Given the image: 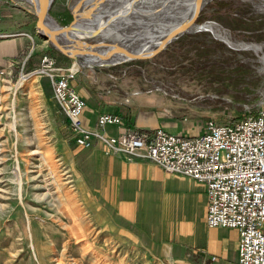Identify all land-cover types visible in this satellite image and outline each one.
I'll return each mask as SVG.
<instances>
[{"label": "rangeland", "instance_id": "374dc122", "mask_svg": "<svg viewBox=\"0 0 264 264\" xmlns=\"http://www.w3.org/2000/svg\"><path fill=\"white\" fill-rule=\"evenodd\" d=\"M159 1L153 5L164 0ZM224 2L229 4L220 11L211 7L217 3L200 8L189 31L150 58L84 73L97 80L100 72L115 71L110 76L117 80L107 77L105 87L113 81L122 100L136 94L145 105L181 121L184 134L199 131L210 119L231 122L255 114L264 107V71L258 60L264 49L258 54L231 46L216 32L264 45V0ZM71 3L53 0L49 15L57 24L72 20ZM34 46L38 50L29 51L37 53L32 69L20 54L10 71L0 70V264H180L148 253V239L130 238L102 204L78 165L80 153L52 83L37 71L43 55L55 57L59 67L73 61L46 53L45 39L37 38ZM75 65L77 89L82 83Z\"/></svg>", "mask_w": 264, "mask_h": 264}, {"label": "crops", "instance_id": "0c3cea01", "mask_svg": "<svg viewBox=\"0 0 264 264\" xmlns=\"http://www.w3.org/2000/svg\"><path fill=\"white\" fill-rule=\"evenodd\" d=\"M35 22L36 16L26 3L0 2V70L10 71L20 54L23 60L32 56L26 68L34 67L37 53L29 51L32 48L37 51L35 40L42 38ZM73 66L76 69L75 63ZM79 74L77 79L82 87L76 90L85 100L82 113L85 127L93 128L98 114L107 112L123 118V126L109 125L107 134H119L128 127H161L178 133L186 130L181 121H174L168 114L145 105L136 94L120 99L112 88L113 81L107 87L102 83L109 80L107 77L117 80L107 72H100L102 77L97 80L90 74ZM97 81L101 85H93ZM72 83L76 88V78ZM77 152L80 153L78 165L102 204L115 214L116 221L130 238L148 239V253L180 264H238V230L208 227L205 223L203 184L181 174L164 172L144 152L132 155L113 152L110 145L99 139H94L89 148L78 147Z\"/></svg>", "mask_w": 264, "mask_h": 264}, {"label": "built area", "instance_id": "2783aa9c", "mask_svg": "<svg viewBox=\"0 0 264 264\" xmlns=\"http://www.w3.org/2000/svg\"><path fill=\"white\" fill-rule=\"evenodd\" d=\"M38 67L52 83L76 146L89 148L99 139L113 152H144L164 172L203 184L206 225L238 230V264H264V107L231 122L210 119L193 134L136 127L107 134L106 127L123 126V118L102 112L93 128L83 125L85 101L72 83L77 69L59 67L48 55L41 56Z\"/></svg>", "mask_w": 264, "mask_h": 264}, {"label": "water", "instance_id": "95a60500", "mask_svg": "<svg viewBox=\"0 0 264 264\" xmlns=\"http://www.w3.org/2000/svg\"><path fill=\"white\" fill-rule=\"evenodd\" d=\"M22 1L32 7L31 12L36 16L37 32L47 41L49 47L69 57L73 63L78 65V70L84 73L86 71L95 72L126 60L142 61L150 58L168 42L180 34L188 32L192 27L177 29L178 22L185 18L184 14L190 2H197L202 10L208 4L223 0H168L164 4L163 11H153L151 15L134 22L133 32L127 35L123 34L118 39H114V34H111L109 29H107L109 35L105 34L102 39L98 37L101 31L97 29L84 30L78 25L73 11H71L73 18L66 25H59L54 19H52L54 23L50 22L48 19L50 17L49 9L53 0ZM96 8L93 10H98L100 7L96 6ZM93 10H89L87 15L92 16ZM115 16L113 15V17ZM85 17L87 16L83 18ZM196 17L197 15L193 19L194 22ZM195 27L200 29L203 25ZM95 40L97 43L93 42ZM94 44L96 45L94 46ZM136 47L139 49H133ZM111 54L120 55L122 59L112 63H99V60L109 57Z\"/></svg>", "mask_w": 264, "mask_h": 264}, {"label": "bare ground", "instance_id": "6f19581e", "mask_svg": "<svg viewBox=\"0 0 264 264\" xmlns=\"http://www.w3.org/2000/svg\"><path fill=\"white\" fill-rule=\"evenodd\" d=\"M154 1L155 0H76V1L73 0V4L71 3L69 7L71 6L70 10L73 11V13L76 15L78 25L83 27L84 30L90 31L91 29H97L98 31H101L100 35L102 34L101 36L103 37L105 34L109 33V31H107V29H109L110 33L114 34L113 35L114 38H120L121 36H123V34L127 35L128 33L133 32L132 30L134 27V22H137L140 19H144L145 17L151 15L153 11L155 12L163 11L164 4L168 0H164L160 6L153 5ZM156 4L158 3L156 2ZM195 5L196 8L194 7ZM96 6H99L100 8L98 10H93V9H97ZM200 7L201 6H199L197 2L194 1L190 2L184 14L185 18L188 17L187 18L188 20L185 19L180 20L177 24L178 25L177 29L181 30L193 26L194 25L193 19L198 14ZM190 9H192L191 12L189 11ZM89 10H93L91 12L92 16L87 15ZM191 13L193 15L189 16V14ZM113 15L116 16L113 17ZM84 16L87 17L83 18ZM48 19L50 22L55 20L52 16L48 17ZM216 35L218 37L223 38L229 45L234 47L243 48V49H253L258 54L260 51L264 49L263 44L252 43V42L248 43L236 39L231 40L228 35H222L219 32H216ZM95 45L96 44H94V46ZM133 49L138 50L139 47ZM121 59L122 57H120V55L117 56L111 54L109 55V57L102 58L101 60H99V63L101 64L112 63L115 61H120ZM258 60L261 62L260 64L261 66L259 67V69L264 71V55L262 54L258 55ZM73 69L75 68L73 67ZM156 128H161V127H156ZM142 130H147V129H142ZM72 221H73L72 222L73 229H75L76 228L74 225L75 221L74 220Z\"/></svg>", "mask_w": 264, "mask_h": 264}, {"label": "trees", "instance_id": "16d2710c", "mask_svg": "<svg viewBox=\"0 0 264 264\" xmlns=\"http://www.w3.org/2000/svg\"><path fill=\"white\" fill-rule=\"evenodd\" d=\"M229 4V2H224V3H217V4H215L214 6H211L212 8H215L216 10H218V11H220V10H222L223 8H225L227 5ZM213 13H216L215 11L213 12ZM202 20H204V17L203 16H201V17H199V21H202ZM46 53H49V54H51V55H55L56 54V56H58V58L61 60V61H70V59L68 58V57H66L65 55H62V54H60V53H58L55 49H53V48H51V47H49L48 48V50L46 51ZM31 57L32 56H29L26 60H25V63H24V66L26 67V65H27V63H28V61L31 59ZM59 62V61H58ZM60 63V62H59ZM105 72H107V74H111V75H115L114 74V72L115 71H112V70H109V69H106V71Z\"/></svg>", "mask_w": 264, "mask_h": 264}]
</instances>
